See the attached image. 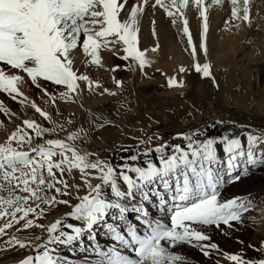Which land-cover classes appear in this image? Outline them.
<instances>
[{
  "label": "snow or ice",
  "instance_id": "obj_1",
  "mask_svg": "<svg viewBox=\"0 0 264 264\" xmlns=\"http://www.w3.org/2000/svg\"><path fill=\"white\" fill-rule=\"evenodd\" d=\"M228 2L232 21L251 23L249 0H242V9L241 0ZM220 3L222 0H212L211 4L205 0H137L129 9L127 0H0V64L4 66L0 67V91L13 99L23 96L19 85L27 79L37 87L40 81L51 82L60 88L57 96L63 101L76 102L85 87L101 96L115 95L107 88L101 91V85L81 69L103 67L101 50L106 49L120 60L130 59V70L138 66L146 75V66L153 61L148 49L138 47V29L149 4L162 9L174 26L182 25L180 31L188 37L186 49L193 59L191 68L216 85L207 60L206 34L208 9ZM189 6L197 10L202 21L198 49L186 18ZM152 34L156 35L155 29ZM158 47L150 51L155 53ZM198 51L204 53L203 62L197 59ZM118 67L113 65L111 70ZM185 71L183 66L178 68L180 74ZM166 83L169 88L183 86L184 79L172 74L166 76ZM114 84L119 88L122 81L114 79ZM41 90L54 99L46 88ZM31 107L53 122L47 111L35 103ZM5 111L0 106V112ZM86 122L87 130L82 126L63 139H43L63 125L48 128L24 119V128L17 126L0 142V238L7 237L0 239V244L6 249L28 248L32 253L17 264H187L177 249L192 245L208 257L212 250H218L209 229L220 225L231 229L233 222L243 223L253 206L246 197L224 199L222 190L251 169L264 167V130L245 131L243 140L232 129L209 135V128L225 124L216 120L178 132L175 138L182 144L167 140L153 144L163 137L151 133L134 145H114L113 163L76 147L81 132L87 135V131L111 123L102 114L91 112ZM33 136L43 143L33 146ZM77 171L82 183L77 180ZM91 179L98 182L93 184ZM60 205L69 210L47 224L37 222ZM129 212L136 214V223L128 219ZM33 228L40 233L21 235ZM98 230L111 243L101 244ZM258 250L264 253V240ZM64 251L71 256L63 255ZM224 255L234 264H264V258Z\"/></svg>",
  "mask_w": 264,
  "mask_h": 264
},
{
  "label": "bare ground",
  "instance_id": "obj_2",
  "mask_svg": "<svg viewBox=\"0 0 264 264\" xmlns=\"http://www.w3.org/2000/svg\"><path fill=\"white\" fill-rule=\"evenodd\" d=\"M135 2L137 0H127L129 9ZM211 2L212 0H205L206 4H211ZM231 7L228 0H222V3L208 9L207 60L212 65V71L217 81L216 85L211 83V78H202L191 68L193 59L190 50L186 49L188 37L183 36L180 31L182 25L178 23L174 26L171 23V18L167 17L162 9L159 7L153 9L149 4L141 17L138 29V47L141 50L148 49L147 54L153 61L150 66H146V75L141 74L138 66L134 70H130V59L129 61L120 60L118 55L113 56L108 50L102 49L103 67L89 65L86 69L82 68L81 71L89 75L90 79L97 81L101 85V91L103 88H107L115 95L105 93L101 96L98 93L89 92L85 87L81 98L76 102H71L59 100L57 95L49 93L54 97V99L47 97L50 104L49 109L51 108L54 113V115H49L54 123L45 120L31 107L35 111L33 120L48 128H53L55 124L63 125L62 128H56L53 131V133H58L56 137L60 139L59 132L67 131L68 128L77 129L78 123H74L73 120L76 118L79 121H87L89 112L102 114L105 119L111 122H120L118 124L125 130L151 129L155 132L156 126L152 123L153 121H173L181 118L188 124L193 118L204 117H209L210 121H216L219 120V116L214 110L223 107L225 116L227 115L230 119H234L236 116L240 120L250 121L257 127L256 129H252V126L234 128L229 124V128L239 129L237 134L241 135L242 140L245 131L264 130V0H249L251 23L247 25L241 21L231 20ZM186 18L193 44L198 49L202 21L197 10L191 6L186 9ZM225 21L228 23L226 24ZM153 29L156 32L155 36L152 34ZM156 45L159 47L155 53H152L150 50ZM120 54H122V50ZM197 59L199 62H203L204 53L198 51ZM113 65H119L115 72L111 70ZM180 66L185 67V73L178 72ZM0 67L4 66L0 64ZM172 74L182 75L184 85L169 88L166 76ZM114 79L122 81L119 88L115 86ZM39 83L40 87H37L30 80L25 79L19 85L23 96H17L16 99H13L10 94L0 91V106L6 109L5 112H0V142H3L6 136L15 130L12 105L16 103L18 105V102L27 97L23 101L26 106L35 103L41 108V99L44 95L37 92L38 89L46 87V89L60 90L51 82L40 81ZM120 96L125 97L121 99ZM206 107L210 109H206ZM46 109L48 110V108ZM229 110H233V113H229ZM24 111L26 110L24 109ZM18 115L22 117L21 112ZM26 118L30 119L28 115ZM68 120L72 121L71 125L67 123ZM25 131L27 130L25 129ZM27 132L32 135L31 130ZM51 133H46L44 139H47L45 136H49ZM124 134L125 136H122L116 126L109 123L103 128L97 129L95 135L105 143H113L118 139H123L125 145L136 143L134 137L127 133ZM176 142L182 144L179 138L176 139ZM218 152L223 155L220 146H218ZM251 179L248 177L244 181L243 188L234 187L230 183H226L223 188L230 193V195L228 193L229 196L223 197L224 199L239 196L252 200L253 206L245 213L243 223H233L231 229L222 228L221 225L218 229L210 228L208 234L212 242L218 245V250H212L208 257H205L197 247L182 245L177 251L185 256L187 264H234L225 257L224 253L241 254L244 259L264 258V253L258 250L260 241L264 240V182L261 185L251 186ZM68 210L67 206L63 205L61 209L52 211L44 218L42 224H47ZM127 215L128 217L133 216L129 220L136 223V214L129 212ZM69 222L76 223L70 218ZM99 232L98 230L97 239ZM103 237L98 239L101 244L111 243L109 239ZM0 239H7V237ZM2 247L4 246L0 244V248ZM66 252L64 251L63 255L66 256ZM28 254H32L31 250L25 248V252L22 256L20 255V258ZM2 263L3 261L0 264Z\"/></svg>",
  "mask_w": 264,
  "mask_h": 264
},
{
  "label": "rangeland",
  "instance_id": "obj_3",
  "mask_svg": "<svg viewBox=\"0 0 264 264\" xmlns=\"http://www.w3.org/2000/svg\"><path fill=\"white\" fill-rule=\"evenodd\" d=\"M47 90H48L49 93H51L53 95H57V92L59 91V89H54V90L47 89ZM37 92H39L40 94L44 95V93L42 92L41 89H38ZM115 97H117V96H115ZM123 97H125V96H120L119 98L123 99ZM41 100H42L41 101V103H42L41 104V109L44 110V111H48L50 115H54V113L52 112L51 108L49 109V105L50 104L47 101V97L44 95V96H42ZM22 101H25V100H22ZM45 101H47V102H45ZM23 103L20 101V102H18V105H17V103L12 105V115H13V117H15L14 119L16 120V121L15 120L13 121V124H14L13 127L15 129H16L17 126H20L21 128H24L22 122H23L24 118L27 119L26 118L27 115H28V117L30 119H34L35 111L31 108V106H29L28 104L26 106V103H24V104ZM38 103H40V102H38ZM45 103H47V104H45ZM46 108H48V110ZM24 109L26 111H24ZM206 109H210V108L206 107ZM23 111H24V113H23ZM214 111L219 116V120H224L225 124L224 125H216L215 128H209V130H208L209 135H219V134H222L226 130L232 129L231 127H234V126L232 125L229 128V124L227 123V121H230V120L233 121L235 124L245 126V128L247 126H252V129H256L257 128L250 121L240 120V119L236 118V116H234V119L233 118L230 119V117H228L227 115L225 116L226 113H225V110L223 109V107L216 108ZM19 112H21L22 117H20L18 115ZM210 112H211V110H210ZM229 113H233V110H229ZM73 121H74V123H78L77 128H80V127L83 126L87 130V122H86V120H83L84 121L83 125H82V121H79L76 118ZM191 122H189L187 124L181 118L175 119L173 121H161V120L153 121L152 123L154 124V126H156V128H155L156 131L158 133L162 134V137H163V139L161 141H155L154 140L153 144L162 143L164 140L170 141L171 143H177L176 142L177 138H175V137H176V134L178 132H187L190 129H194V128L198 127V126L202 127V126H204L206 124L210 125V124H214L215 123V121H210L209 117H204V118H200V119H194L193 118ZM118 123H120V122H111V124L115 125L117 130L120 131L122 136H125L124 133H127L129 136H132V137L136 138L135 142H137V139L142 138L143 136H146L147 134L157 133L156 131L154 132V130H151V129L139 130L138 131V129L136 130V129L133 128V129L125 130L123 128V126L119 125ZM124 124H125V122H124ZM26 130L29 131L30 129H26ZM75 130L76 129L68 128L67 131L65 130L63 132H59L60 139L65 138L69 132L75 131ZM96 131H97V129L95 131H90L89 130V131H87V135H85L84 132H81L80 136L78 137L77 141L75 142L76 147L81 152H84V151L95 152L101 159L107 158V159L112 160L113 163H115L116 162V157H115V154L112 151V149H113L114 145H117L119 143H123L124 144L123 139H118L117 141H115L113 143H105V142H103L102 140L99 139V136L95 135ZM233 131L238 133L239 129H234ZM240 131H242V130H240ZM57 135H58L57 132H54V133L52 132L51 135L45 136V137H47V139L59 138V137H56ZM171 139H172V141H171ZM33 142H34L33 145H35V143H42L43 140L33 136ZM140 150L142 151L143 148H141ZM120 155L124 156V155H128V153H121ZM78 175H79V173L77 171V180H78ZM248 177L252 178L251 179L252 182L250 183L251 186H255V185H258V184H260V185L263 184V182H264V167L251 169L248 175H245V176L241 177L240 181H234V182H232L230 184L232 186H234V187L237 186L238 188H243L244 187V181L247 180ZM78 182L82 183L79 180H78ZM91 182L93 184H95L98 181L95 180V179H91ZM231 185H230V187H231ZM229 189H231V188H229ZM228 193H229L228 190H222V197L229 196L230 193H229V195H228ZM62 206L63 205L58 206L55 210L61 209ZM132 217L133 216H129L128 219H131ZM42 220L43 219H39L37 222L38 223H42ZM221 227L225 228L226 226L221 225ZM225 229H228V228L226 227ZM39 233H40V229L33 228L30 231H25V232H22L21 234H23V235H32V234H39ZM98 234H99L98 235V239L100 237H103L101 232H99ZM24 252H25V249H20L18 246H15L14 248H7V249L5 247H2V248H0V263L2 261H3V263H5V262H7V261H9L11 259H14V258L20 259V257L24 254ZM66 254H67L66 256H69V257L71 256V254L68 253V252H66Z\"/></svg>",
  "mask_w": 264,
  "mask_h": 264
},
{
  "label": "water",
  "instance_id": "obj_4",
  "mask_svg": "<svg viewBox=\"0 0 264 264\" xmlns=\"http://www.w3.org/2000/svg\"><path fill=\"white\" fill-rule=\"evenodd\" d=\"M18 260H10L8 262L2 263V264H17Z\"/></svg>",
  "mask_w": 264,
  "mask_h": 264
}]
</instances>
